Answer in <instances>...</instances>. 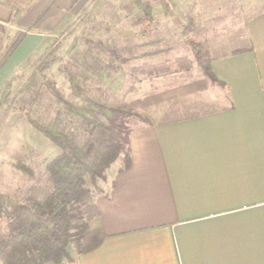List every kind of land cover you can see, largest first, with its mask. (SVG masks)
<instances>
[{
    "label": "crops",
    "instance_id": "obj_1",
    "mask_svg": "<svg viewBox=\"0 0 264 264\" xmlns=\"http://www.w3.org/2000/svg\"><path fill=\"white\" fill-rule=\"evenodd\" d=\"M87 1L0 0V90ZM257 3L211 38L219 82L177 70L146 75L127 95L151 124L134 126L131 166L112 170L109 196L97 199L104 240L70 264H264V0Z\"/></svg>",
    "mask_w": 264,
    "mask_h": 264
},
{
    "label": "trees",
    "instance_id": "obj_2",
    "mask_svg": "<svg viewBox=\"0 0 264 264\" xmlns=\"http://www.w3.org/2000/svg\"><path fill=\"white\" fill-rule=\"evenodd\" d=\"M159 1L166 15H175L173 0ZM133 2L135 11L129 15L135 33L141 36L137 43L120 45L111 35L73 45L67 58H50L49 53L15 96L4 97L2 102L25 113L59 153L46 164L27 199L0 193V264H70L80 254L97 248L105 237L97 199L109 196L114 186L111 179L107 192L98 195V181H109L112 169L118 173L131 166L132 119L151 124L148 116L127 101V95L135 90L140 75L193 72L187 55L155 59L170 47L159 48V39L149 38L159 30L153 2ZM197 16L187 13L177 25L201 72L211 82H219L212 67L210 41L201 38ZM137 58L142 59L141 64L133 65ZM58 61L61 84L46 72ZM44 100L45 109L53 108L49 117L38 114ZM20 168L32 172L27 166Z\"/></svg>",
    "mask_w": 264,
    "mask_h": 264
},
{
    "label": "rangeland",
    "instance_id": "obj_3",
    "mask_svg": "<svg viewBox=\"0 0 264 264\" xmlns=\"http://www.w3.org/2000/svg\"><path fill=\"white\" fill-rule=\"evenodd\" d=\"M150 1L154 5L153 12L157 18L156 23L159 30L155 37L151 35L149 38L157 37L159 48L170 47L167 52L157 54L155 59L158 61L173 60L179 55H187L193 62V72L199 67L186 42L187 37L181 33L177 25L178 19L184 20L187 13L199 14L196 17V26L201 29V38L211 41L217 32H220L218 36H221L222 33L227 35L228 27L235 28L236 25L242 23L244 15L250 14L259 7L257 0H173L176 9L175 15L171 16L164 14L163 4L159 0ZM194 2L196 6L191 9L190 6ZM132 3H134L133 0H88L82 5L74 22L66 29L65 33H62L55 41L53 39L52 45L40 57L34 58L28 66L21 68L9 79H6L0 90L2 93L0 95V193L27 199L31 190L34 189L36 180H40L42 174L45 173V166L53 158L55 148L58 149L49 140L34 132L38 130L29 122L25 113L8 108L9 106L2 102L4 97L15 96L18 88L38 67L43 56H47L49 53H51L50 58L55 57L58 60L67 58L73 45L84 44L86 39L110 37L111 35L117 37L120 45L137 43L141 36L135 33L136 27L132 24L129 15L130 11L133 12L131 10ZM139 52L140 50L137 53ZM141 62L142 59L137 58L132 64L139 65ZM59 65L60 61L46 72L51 79L61 84L62 76ZM145 76L146 74L140 75V80ZM43 102L45 104L41 103L40 109L38 107V114L49 117L53 113V108L45 109L46 101ZM141 122L139 118L135 117L131 121V127L134 128ZM22 165L27 166L32 172L22 170L20 168ZM117 167L116 165L114 168ZM113 174L110 172V175L113 176ZM108 179L109 181H98L99 190L96 194L102 195L107 192L112 177L108 176Z\"/></svg>",
    "mask_w": 264,
    "mask_h": 264
}]
</instances>
